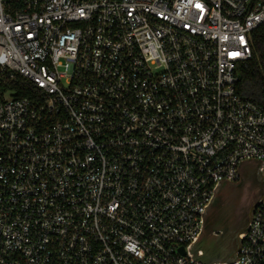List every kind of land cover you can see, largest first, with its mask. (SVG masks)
Returning a JSON list of instances; mask_svg holds the SVG:
<instances>
[{"label":"built area","instance_id":"obj_1","mask_svg":"<svg viewBox=\"0 0 264 264\" xmlns=\"http://www.w3.org/2000/svg\"><path fill=\"white\" fill-rule=\"evenodd\" d=\"M261 27L264 0H0V264L263 263L264 195L227 257L197 244L244 164L263 182Z\"/></svg>","mask_w":264,"mask_h":264},{"label":"rangeland","instance_id":"obj_2","mask_svg":"<svg viewBox=\"0 0 264 264\" xmlns=\"http://www.w3.org/2000/svg\"><path fill=\"white\" fill-rule=\"evenodd\" d=\"M240 173L241 181L223 185L207 212L205 233L197 244L208 259H223L231 253L233 238L252 207L251 196H259L264 189V178L261 182L256 163L244 164Z\"/></svg>","mask_w":264,"mask_h":264},{"label":"trees","instance_id":"obj_3","mask_svg":"<svg viewBox=\"0 0 264 264\" xmlns=\"http://www.w3.org/2000/svg\"><path fill=\"white\" fill-rule=\"evenodd\" d=\"M252 40L253 52L251 59L240 64L237 69V90L241 96L252 100L264 109V27L252 33ZM24 86L31 88L29 84L24 83ZM14 87L17 90L19 89L17 97H30L28 89L22 91L20 86L19 88L18 86ZM261 264H264V262Z\"/></svg>","mask_w":264,"mask_h":264},{"label":"flooded vegetation","instance_id":"obj_4","mask_svg":"<svg viewBox=\"0 0 264 264\" xmlns=\"http://www.w3.org/2000/svg\"><path fill=\"white\" fill-rule=\"evenodd\" d=\"M263 195H264V189L261 188V191L259 193V196L258 195H257V197L256 196H251V199H250L251 200V205H250V207L253 206L255 203H257L262 198ZM249 211H250V209H249ZM249 211H248V213L246 215V218L248 217V215L250 213ZM236 246H237V240L234 237L233 238V244H232L231 251H233Z\"/></svg>","mask_w":264,"mask_h":264},{"label":"water","instance_id":"obj_5","mask_svg":"<svg viewBox=\"0 0 264 264\" xmlns=\"http://www.w3.org/2000/svg\"><path fill=\"white\" fill-rule=\"evenodd\" d=\"M259 202H257L256 204H254L252 207H251V209H250V211L249 212H251V210H252V208L253 207H255L257 204H258ZM213 205V204H212ZM250 214V213H249ZM207 220V219H206ZM205 227H206V223H205ZM205 233V228H204V232H203V234Z\"/></svg>","mask_w":264,"mask_h":264},{"label":"snow or ice","instance_id":"obj_6","mask_svg":"<svg viewBox=\"0 0 264 264\" xmlns=\"http://www.w3.org/2000/svg\"><path fill=\"white\" fill-rule=\"evenodd\" d=\"M197 7H199V5H197Z\"/></svg>","mask_w":264,"mask_h":264}]
</instances>
